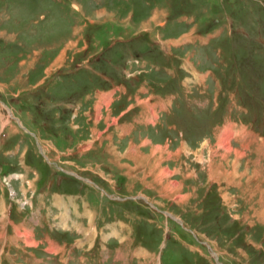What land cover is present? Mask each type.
<instances>
[{
	"label": "rangeland",
	"instance_id": "374dc122",
	"mask_svg": "<svg viewBox=\"0 0 264 264\" xmlns=\"http://www.w3.org/2000/svg\"><path fill=\"white\" fill-rule=\"evenodd\" d=\"M262 114L264 0H0V264H264Z\"/></svg>",
	"mask_w": 264,
	"mask_h": 264
},
{
	"label": "crops",
	"instance_id": "0c3cea01",
	"mask_svg": "<svg viewBox=\"0 0 264 264\" xmlns=\"http://www.w3.org/2000/svg\"><path fill=\"white\" fill-rule=\"evenodd\" d=\"M195 31V27H191L190 28V30L189 31H186V32H183L182 34V36H185V37H188V39L189 38H191V36L193 35V32ZM223 198H221V200H222ZM66 204V203H65ZM235 206V205H234ZM233 205H232V207H234ZM64 220V222L62 223V224H60V225H64L65 224V218L63 217V216H59V217H57L55 220H54V222H55V224L56 225H59L58 223L60 222V221H63Z\"/></svg>",
	"mask_w": 264,
	"mask_h": 264
},
{
	"label": "trees",
	"instance_id": "16d2710c",
	"mask_svg": "<svg viewBox=\"0 0 264 264\" xmlns=\"http://www.w3.org/2000/svg\"><path fill=\"white\" fill-rule=\"evenodd\" d=\"M31 154V153H30ZM34 154V153H33ZM35 157V156H34ZM36 158H38V156H36ZM120 204H122V203H120ZM126 207H128V206H126Z\"/></svg>",
	"mask_w": 264,
	"mask_h": 264
}]
</instances>
